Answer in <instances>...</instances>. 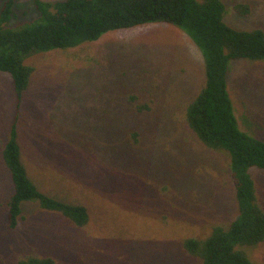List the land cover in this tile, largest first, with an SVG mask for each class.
Returning <instances> with one entry per match:
<instances>
[{"label": "rangeland", "instance_id": "obj_1", "mask_svg": "<svg viewBox=\"0 0 264 264\" xmlns=\"http://www.w3.org/2000/svg\"><path fill=\"white\" fill-rule=\"evenodd\" d=\"M224 1L230 26L264 28V0ZM38 16L33 0H15L12 23ZM28 61L36 72L19 119L23 161L41 191L86 206L91 218L78 228L31 200L8 229L13 186L1 151L17 112L12 77L0 71V264L30 253L60 264H199L182 237L238 210L229 155L204 146L184 117L207 79L191 37L151 22ZM227 81L240 128L264 139V62L231 60ZM250 173L264 207V170ZM250 254L264 264V242Z\"/></svg>", "mask_w": 264, "mask_h": 264}, {"label": "trees", "instance_id": "obj_2", "mask_svg": "<svg viewBox=\"0 0 264 264\" xmlns=\"http://www.w3.org/2000/svg\"><path fill=\"white\" fill-rule=\"evenodd\" d=\"M33 1L39 12L33 19L12 23L15 0H5L0 10V71L12 77L17 112L1 151L13 186L7 202L8 229L18 225L23 204L31 200L44 210L62 214L78 228L86 227L91 218L86 206L41 191L23 161L19 119L36 72L28 58L35 53L75 48L112 30L168 22L185 31L204 57L207 79L186 104L184 117L204 146L229 155L238 210L232 221L214 223L209 232L184 235L181 247L199 264H256L250 249L264 242V207L250 168L264 170V139L240 128L227 76L233 59L264 62V28L230 26L225 20L224 0ZM235 8L242 15L251 13L248 3ZM145 109L149 107L141 105L137 111ZM15 264L60 263L51 255L30 253L17 257Z\"/></svg>", "mask_w": 264, "mask_h": 264}]
</instances>
